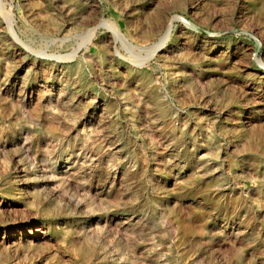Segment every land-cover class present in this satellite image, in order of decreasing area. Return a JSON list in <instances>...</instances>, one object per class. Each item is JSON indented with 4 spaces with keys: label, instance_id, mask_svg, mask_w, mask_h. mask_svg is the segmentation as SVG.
<instances>
[{
    "label": "rangeland",
    "instance_id": "obj_1",
    "mask_svg": "<svg viewBox=\"0 0 264 264\" xmlns=\"http://www.w3.org/2000/svg\"><path fill=\"white\" fill-rule=\"evenodd\" d=\"M2 2L0 264H264V0Z\"/></svg>",
    "mask_w": 264,
    "mask_h": 264
},
{
    "label": "bare ground",
    "instance_id": "obj_2",
    "mask_svg": "<svg viewBox=\"0 0 264 264\" xmlns=\"http://www.w3.org/2000/svg\"><path fill=\"white\" fill-rule=\"evenodd\" d=\"M0 3L1 4L3 3L2 0H0ZM1 8L3 9V11H1V14H2L3 18L6 20V24H7L8 29L11 31V33H14L13 30H15L14 27H15V21L16 20H15V18L13 16V13L11 11H8V10L4 9V5H1ZM27 21H29V20H27ZM175 22H180L181 24L187 26L188 28H190V29H192V30H194L196 32H204L207 36H209V37H211L213 39L214 38H217V37H220L222 35V34H217V33H214V32L213 33H209V31L207 32L206 30L202 29L201 27H199L195 23L189 22L185 18L180 17V16H177L169 24V27H168V31L166 33V36L162 39V41L160 43H158L157 45L155 44L154 47H152V48L149 49V57H148L147 60L152 59L157 54V52L163 47L164 43L168 40V38H169L172 30L175 28V24H174ZM27 25H28V23H27ZM101 26H103V24H101L98 27H95L94 29H91V30H89L87 32V42H86L87 44L90 43L93 40V38L96 35V32H97L98 28H100ZM52 31L53 30H51V32ZM47 32L49 33V31H47ZM242 32H245L247 35L251 36L252 38H255L256 43H257V47H256V50H255V60L258 63L259 67H261L264 70V63L258 58L259 53L261 52L262 48L264 47V39H263V37L262 36H259V35H256L254 32L249 31V30L242 31ZM16 34H14L15 37H16ZM117 36H118V39L122 40L123 42H128L127 38H125L123 35H121V34L118 33ZM114 37H116V36L114 35ZM16 38L18 40V37H16ZM86 43L84 45H86ZM77 53L78 52L76 51L73 56H76ZM253 127H255V126H253Z\"/></svg>",
    "mask_w": 264,
    "mask_h": 264
}]
</instances>
